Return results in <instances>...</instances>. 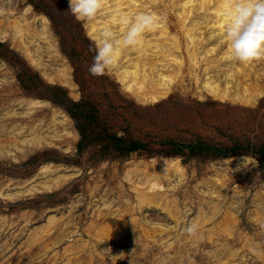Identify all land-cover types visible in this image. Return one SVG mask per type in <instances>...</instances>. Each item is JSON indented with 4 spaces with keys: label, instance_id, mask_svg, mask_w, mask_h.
Instances as JSON below:
<instances>
[{
    "label": "rangeland",
    "instance_id": "374dc122",
    "mask_svg": "<svg viewBox=\"0 0 264 264\" xmlns=\"http://www.w3.org/2000/svg\"><path fill=\"white\" fill-rule=\"evenodd\" d=\"M170 2L146 6L164 12L175 34L178 1ZM68 4L0 0V125H38L45 137L22 152L0 153V264H264V58L250 65L256 74L246 82L260 93L251 104L212 98L188 70L165 97L142 103L115 66L89 73V29L105 14L78 21ZM227 46L207 58L218 61ZM27 51L37 53L40 67ZM57 69L66 70L68 84ZM18 100L46 104L23 117L27 105ZM12 107L19 114L5 120ZM244 156L257 166L233 171ZM172 160L182 165V179L139 174L138 182L151 181L140 204L134 169ZM45 166L53 173L42 174ZM155 180L163 188L149 190ZM31 181L36 188L26 191ZM189 222L198 225L194 236L182 232Z\"/></svg>",
    "mask_w": 264,
    "mask_h": 264
},
{
    "label": "bare ground",
    "instance_id": "6f19581e",
    "mask_svg": "<svg viewBox=\"0 0 264 264\" xmlns=\"http://www.w3.org/2000/svg\"><path fill=\"white\" fill-rule=\"evenodd\" d=\"M150 1L153 2L155 0ZM171 1L169 4L171 7L175 4L173 2L178 1L175 6L177 7L178 19L174 23L177 33L171 32L167 24L169 22L163 17L165 15L164 12L160 16L157 12L155 13L150 10L149 13H153L158 17L159 22L157 27L145 32L139 45L135 47L121 46L118 49L115 63L112 66L117 68L118 78L124 88L134 94L139 102H157L171 91L175 82L183 80L185 72L188 70L187 73L191 79L197 85H200L202 82V89L212 98L220 101L231 99L251 104L256 99V96L260 94L258 88L246 82L250 80L252 75L256 74L250 66L252 62L244 63L247 67H250V70L238 66L236 61L231 58L228 46L227 52L218 61L213 62L212 58H207V56L224 49V45L227 43L224 31L225 25L228 22L227 13L230 10L232 0ZM146 3L147 0H102L100 11L105 15L96 24L91 25L89 29L90 35L93 38H97L103 29L110 28L114 35L115 33L121 34L120 36L115 35L116 37H121L127 27L123 22L124 19H130L139 12H148L149 8L146 6ZM150 4L152 7L156 5ZM43 19L47 21L45 17ZM13 27L16 36L19 35L22 38L24 46H26V42L24 41L25 30L22 24L17 21ZM207 31L210 33H207L208 36L206 37L205 33ZM5 37L6 32L0 31V38L3 40ZM210 44L214 45L210 47ZM49 48L53 51L51 53L52 56L57 53L52 45ZM203 50H205L204 53L202 52ZM182 51L186 52L187 61L182 55ZM27 56H29L30 63L37 67L41 66L40 57H38L36 52L27 51ZM225 61L227 64H222ZM201 62H205L202 69L203 81H201L202 78L199 73ZM57 74L61 82L68 84L65 69H57ZM46 77L50 81H54V77L49 75ZM14 103L25 107L27 105L25 111L22 113L23 117H29L35 108L45 106L46 104L37 100H18V102L14 101ZM12 110L7 112V115L3 114L5 120L9 116L12 121L13 116L19 114L14 111L13 107ZM9 124L10 126H8ZM9 124L6 121L4 125H0V139L12 140L11 144H0V153L9 155L13 151L22 152L25 150L24 146L28 145V143L37 144L45 139L42 133L38 132V125L19 124V122ZM26 132L29 133L27 136ZM157 167L160 169L159 174H157ZM147 168L149 166H146L144 169L136 167L132 175L135 178V184L132 187L136 191L138 201L139 199H145L146 191H143V188L147 187V182H151H138L139 174L140 176L142 174L145 178L159 176L162 181H171L173 179H182L184 171L178 160L166 161L160 167L159 165L151 167L152 171ZM53 171L54 169H51L50 166H45L42 168L41 173L48 176ZM127 176L130 178L131 171H129ZM133 178H131L132 184L134 183L132 181ZM153 182V184L148 186L149 190L163 188L160 183L161 181L155 180ZM31 184L32 181L28 184L31 187L26 191H30L32 186L36 188V184ZM141 185L143 187L140 190L139 187ZM18 189L20 193L25 192L24 186L21 187L19 185ZM139 202L140 204L144 203L143 200Z\"/></svg>",
    "mask_w": 264,
    "mask_h": 264
},
{
    "label": "clouds",
    "instance_id": "9594fccd",
    "mask_svg": "<svg viewBox=\"0 0 264 264\" xmlns=\"http://www.w3.org/2000/svg\"><path fill=\"white\" fill-rule=\"evenodd\" d=\"M102 7V0H69L68 11L78 21L93 20ZM3 9H0V14ZM224 36L229 47L230 56L240 63H250L264 58V0H232L227 13ZM127 25L121 37H116L110 28L103 29L97 38L92 40L89 51H94L93 62L88 67L92 76H102L115 63L117 51L121 46L135 47L141 43L145 32L158 25V17L153 13L139 12L132 18L124 19ZM243 163L233 171H239L248 164L257 166L250 157H242ZM261 173L253 178L260 180ZM182 232L194 236L198 225L189 222Z\"/></svg>",
    "mask_w": 264,
    "mask_h": 264
}]
</instances>
